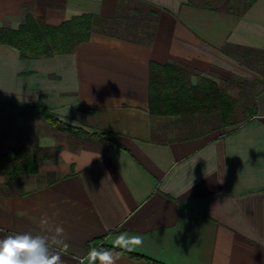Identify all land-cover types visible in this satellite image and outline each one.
I'll return each mask as SVG.
<instances>
[{"label":"crops","instance_id":"1","mask_svg":"<svg viewBox=\"0 0 264 264\" xmlns=\"http://www.w3.org/2000/svg\"><path fill=\"white\" fill-rule=\"evenodd\" d=\"M129 1L157 12L147 43L92 33L70 53L27 59L0 44V153L52 150L35 174L0 175V239L57 236L63 264H93L86 243L98 238L122 251L108 250L115 264H264V0ZM118 3L0 0V26L25 14L113 19ZM168 63L190 85L251 97V117L221 134L208 117L150 114L149 68ZM35 106L110 141L61 133Z\"/></svg>","mask_w":264,"mask_h":264},{"label":"trees","instance_id":"2","mask_svg":"<svg viewBox=\"0 0 264 264\" xmlns=\"http://www.w3.org/2000/svg\"><path fill=\"white\" fill-rule=\"evenodd\" d=\"M255 0H244L245 9ZM157 12L129 0H119L118 14L113 19H104L90 14L71 17L57 25H51L44 18L31 14L23 16L17 29L0 26V44L18 50L22 59L46 58L54 54L70 53L81 42L87 41L92 33H101L137 43H147L153 35ZM226 51V48H223ZM238 53V52H237ZM240 53L237 54L239 56ZM242 55V54H241ZM242 62V61H241ZM188 71L175 64L151 65L149 68L148 112L153 115H179L180 118L201 116L214 120L217 130L226 134V127L249 119L252 108L241 121L234 120L236 100L215 82L201 79L196 85L187 81ZM34 113L51 128L79 138H92L99 142L110 141L108 132L89 133L59 121L49 110L35 106ZM200 118V117H199ZM114 143V142H113ZM51 149H11L0 153V175L12 181L21 175H32L38 171V162L49 158ZM87 248L100 250L119 249L107 247L102 239L86 243ZM131 257H142L129 253ZM152 264H155L151 262Z\"/></svg>","mask_w":264,"mask_h":264},{"label":"clouds","instance_id":"3","mask_svg":"<svg viewBox=\"0 0 264 264\" xmlns=\"http://www.w3.org/2000/svg\"><path fill=\"white\" fill-rule=\"evenodd\" d=\"M47 225L48 219L42 220ZM55 232L60 234L62 228H56ZM51 243L62 244L63 241L57 236L49 238L46 235H33L31 233H18L0 239V264H63L59 254L51 251ZM65 247L67 245H64ZM89 256L99 264H115V257L108 250L92 249Z\"/></svg>","mask_w":264,"mask_h":264},{"label":"rangeland","instance_id":"4","mask_svg":"<svg viewBox=\"0 0 264 264\" xmlns=\"http://www.w3.org/2000/svg\"><path fill=\"white\" fill-rule=\"evenodd\" d=\"M195 1L198 2V3H200V4H204V5H208V6H214V7H220V8L221 7L224 8L225 5H226V3L224 2V0H195ZM258 87H260V86L258 85ZM233 94L235 95L233 97L236 100V104H235V107H234V120H236V121L243 120L247 116V111H245V110L247 108H251L250 106H251V103H252V98L249 97V96L248 97H245V98H242L241 96H239V95L236 94V91H234ZM205 126H207V125H204V126L203 125H200L198 127L199 129H195V130L196 131L197 130H201V129L205 128ZM214 126L217 127L218 125H216V123H215ZM22 178L15 177V178H13V181L21 180ZM13 189H15V188H13Z\"/></svg>","mask_w":264,"mask_h":264}]
</instances>
